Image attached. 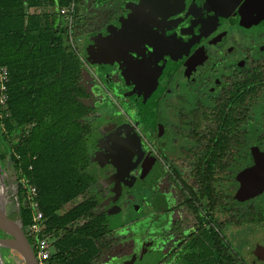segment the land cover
<instances>
[{
  "label": "flooded vegetation",
  "instance_id": "obj_1",
  "mask_svg": "<svg viewBox=\"0 0 264 264\" xmlns=\"http://www.w3.org/2000/svg\"><path fill=\"white\" fill-rule=\"evenodd\" d=\"M78 21L98 70L92 193L120 236L100 264L137 259L147 239L159 264H264V0H83ZM20 183L0 174L19 224ZM120 196L123 216L132 196L140 208L128 230L106 207Z\"/></svg>",
  "mask_w": 264,
  "mask_h": 264
},
{
  "label": "trees",
  "instance_id": "obj_2",
  "mask_svg": "<svg viewBox=\"0 0 264 264\" xmlns=\"http://www.w3.org/2000/svg\"><path fill=\"white\" fill-rule=\"evenodd\" d=\"M73 1L78 36L83 0H0V69L9 74L8 101L0 110V164L37 189L43 228L26 237L36 256L39 239L54 240L55 253L44 264H100L120 240L92 193L99 184L88 140L92 74L69 45L61 16ZM20 215L26 231L33 224L30 204L22 203Z\"/></svg>",
  "mask_w": 264,
  "mask_h": 264
},
{
  "label": "rangeland",
  "instance_id": "obj_3",
  "mask_svg": "<svg viewBox=\"0 0 264 264\" xmlns=\"http://www.w3.org/2000/svg\"><path fill=\"white\" fill-rule=\"evenodd\" d=\"M81 48H82V46H81ZM87 55L88 54H85L84 55V59H85V61L88 63V65L89 66H87L88 67V69L89 70H92L95 74H98V70L97 69H94L93 68V64L94 63H96V62H93L92 60H90L89 59V56L87 57ZM98 63H100V62H98ZM93 76V78H95V76L94 75H92ZM100 84H104V82H103V80H100ZM114 87L115 88H117L118 90L117 91H119V93L120 92H122V91H124L123 89H122V87H119V86H115L114 85ZM101 108H103V107H100V110H101ZM108 112V111H107ZM106 112V113H107ZM102 113V112H101ZM101 114H97V116L99 117ZM97 116H96V118H97ZM97 122H99V121H94L93 123L95 124H97ZM99 125H98V128H100L101 127V125H102V123L101 122H99L98 123ZM96 130H97V128L96 127H94V131L96 132ZM91 140V139H90ZM90 140H89V143H90ZM2 151H4V148H3V146L1 145V142H0V152H2ZM91 151V150H90ZM89 154H90V152H89ZM92 160H93V157H92ZM10 170V166L8 165V164H4V166L3 165H1V168H0V174L1 173H3V171H6V172H8ZM107 185L108 186H110L111 185V183H110V181L107 183ZM8 190H9V207L11 206V203H12V200H13V196H12V190L10 189V188H8ZM121 198V196L120 197H118V198H116V200L114 201V202H111L110 204H109V202L106 204V207H108L109 209H110V219H111V224H112V227L114 228V227H117V226H121L122 225V223H127V225H128V227H125V230L127 229H129L131 226V224H129L130 222H131V217H134L138 212H139V210H140V208H136L135 209V207H133V205H132V203H131V201L133 202V200L132 199H134V197L132 196L131 197V199H129V201L127 202V205H128V209L126 210L127 212L126 213H128V214H124V216L122 215V208H121V206H120V203H118V199H120ZM133 212H134V214H133ZM5 214H7V212L5 213ZM130 214H132V215H130ZM141 214V213H140ZM139 214V215H140ZM7 217H9V216H7ZM141 217V216H140ZM10 218V217H9ZM130 218V219H129ZM129 222V223H128ZM19 223V222H18ZM20 225V224H19ZM118 228V227H117ZM119 229V228H118ZM146 228H145V226H142V228H141V230L138 232V233H140V235H142V233H145V235H147V230H145ZM4 233V232H3ZM26 233L27 232H25V236H26ZM5 234V233H4ZM124 234H128L129 235V232L128 231H125L124 232ZM144 235V234H143ZM136 237H139V236H136ZM27 238V237H26ZM228 238H229V235H228ZM131 239H133L131 236H129L128 237V240L129 241H127L126 243H125V245L123 244V243H121L119 246H121L120 247V249H123L124 251H126V253H128L129 251H130V240ZM230 239V238H229ZM4 240H8L7 238H5ZM146 240V237H144L143 238V242ZM127 244H129L128 246H126ZM250 245V244H249ZM118 246V247H119ZM151 246H152V241L151 240H149V239H147L146 240V243L144 244V247L142 248V251H141V254H139L138 255V257H137V259L135 258V256H133V259H131V260H129V261H127L125 264H159L160 262H162V260H163V257H164V252L162 251V250H159V249H151L150 251H148V249L149 248H151ZM235 246V245H234ZM246 246V245H245ZM129 249V250H128ZM131 250H133V248L131 249ZM6 253H7V255H6ZM9 254V255H8ZM6 255V256H5ZM5 255H4V259H6L5 260V263L6 264H25V261H24V258L20 255V254H18V253H13V252H11V251H5ZM17 255V256H16ZM20 256V258H18ZM12 257V258H11ZM8 258V259H7ZM15 260V261H14Z\"/></svg>",
  "mask_w": 264,
  "mask_h": 264
},
{
  "label": "built area",
  "instance_id": "obj_4",
  "mask_svg": "<svg viewBox=\"0 0 264 264\" xmlns=\"http://www.w3.org/2000/svg\"><path fill=\"white\" fill-rule=\"evenodd\" d=\"M74 10H75V2L71 4V6L67 9L61 10V16L64 18L66 26L69 30V45L71 48L79 53V57L83 62L88 63L84 59V53L80 52L81 48V37L75 36L73 30V23H74ZM83 51V50H82ZM8 81H9V74L7 68L0 69V110L3 108L7 101H8ZM21 186L23 189L27 191L29 197V204L33 209V224L28 227L26 232L32 236L36 237L42 230V219L43 213L39 209V203L37 202V189L35 186L29 183V180H22ZM54 240L52 239H39L37 241L38 247V254L37 259L39 264H44V262L48 261L51 256L55 253V247L53 245Z\"/></svg>",
  "mask_w": 264,
  "mask_h": 264
},
{
  "label": "bare ground",
  "instance_id": "obj_5",
  "mask_svg": "<svg viewBox=\"0 0 264 264\" xmlns=\"http://www.w3.org/2000/svg\"><path fill=\"white\" fill-rule=\"evenodd\" d=\"M8 192H9L8 187H6L5 185H0V244L2 243V241H4V239L1 237V232H4L9 237V239H13L15 236L20 237L19 223L15 220H11V222H9L5 219L7 218V214L5 213L9 209V201H10ZM8 251L19 254V251L17 249H8ZM0 256L3 257V252L1 248H0ZM18 258H20V256Z\"/></svg>",
  "mask_w": 264,
  "mask_h": 264
},
{
  "label": "water",
  "instance_id": "obj_6",
  "mask_svg": "<svg viewBox=\"0 0 264 264\" xmlns=\"http://www.w3.org/2000/svg\"><path fill=\"white\" fill-rule=\"evenodd\" d=\"M90 60L91 57H89ZM95 62V61H93ZM90 152V150H89ZM95 158V157H94ZM1 168V165H0ZM7 221L11 222V220L7 217L5 218ZM19 233L20 237L15 236L13 239H8L2 241L0 244L1 250H8V249H17L19 251V254L24 258L25 264H39L38 259L36 255L34 254L24 231L21 229V226L19 225ZM0 263L6 264L4 257L0 256Z\"/></svg>",
  "mask_w": 264,
  "mask_h": 264
}]
</instances>
